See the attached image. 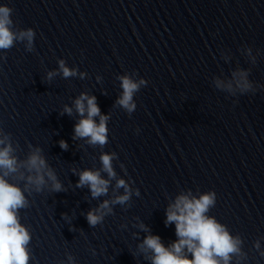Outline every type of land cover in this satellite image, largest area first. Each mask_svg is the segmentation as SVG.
<instances>
[{
  "label": "clouds",
  "instance_id": "clouds-1",
  "mask_svg": "<svg viewBox=\"0 0 264 264\" xmlns=\"http://www.w3.org/2000/svg\"><path fill=\"white\" fill-rule=\"evenodd\" d=\"M13 11L6 4H0V51L11 49L15 41H26V51H32L36 32L31 27L14 30ZM58 63L64 78L77 75L76 69L65 66L64 60H59ZM57 74L56 71L48 72L46 80L51 81ZM80 75L83 78L84 74ZM118 79L121 82L122 94L116 105L131 114L136 109L134 94L142 85H146L147 81H136L129 75H122ZM215 85L217 89L232 94L236 90L245 94L252 89L248 72L240 69L234 71L232 79L227 82L217 78ZM74 107L80 119L74 125L73 139H83L91 146L98 145L103 148L108 142L109 116L101 114L96 97L81 93L74 101ZM63 112L71 116L73 109L65 105ZM96 117H99L98 123ZM136 131L139 133V129ZM59 146L64 150L68 148L64 140L59 141ZM14 152L11 134H5L0 128V264H31L32 253L29 244L32 236L29 229L20 222V210L29 207L25 193H42L46 188L50 192L59 193L64 191V187L42 155L41 148L30 151L23 160L14 155ZM116 158L115 152L102 153V168L80 171L76 186H87L94 199L107 195L110 183L117 175L113 167V160ZM102 172L107 174V179L102 176ZM12 174H18L23 187L7 179ZM120 188L124 189L123 195L104 200L98 207L87 212L86 220L90 227L102 224L105 217L113 213L112 205H125L130 201L132 189L124 179H116V189ZM136 195H139L138 190ZM216 199L214 191L206 192L199 198L178 196L175 202L168 206L165 220V226L175 225L177 239L166 247L159 235L148 234L138 245L139 251L151 264H233V257L236 258L235 264H242V261L247 259V253L242 251V238L232 235L226 225L208 215L209 210L215 206ZM139 227L145 232L149 231L143 224ZM253 246L258 254L264 257L260 239H257ZM68 260L70 264H75L73 256L68 255Z\"/></svg>",
  "mask_w": 264,
  "mask_h": 264
}]
</instances>
